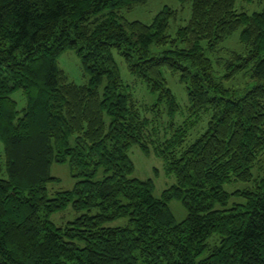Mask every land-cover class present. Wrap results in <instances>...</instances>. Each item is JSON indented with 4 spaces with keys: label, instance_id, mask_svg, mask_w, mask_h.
Segmentation results:
<instances>
[{
    "label": "trees",
    "instance_id": "obj_1",
    "mask_svg": "<svg viewBox=\"0 0 264 264\" xmlns=\"http://www.w3.org/2000/svg\"><path fill=\"white\" fill-rule=\"evenodd\" d=\"M150 0H0V264H264V0H189L191 17L169 34L178 13L165 6L151 24L124 16ZM263 8L246 11L239 2ZM240 32L242 51L223 44ZM163 48L155 54L152 46ZM69 49L90 74L70 81L58 66ZM128 70L180 110L164 70L179 73L198 123L168 130L143 116L127 91L113 50ZM207 54L216 57L215 63ZM245 84L229 87L241 75ZM104 80V92L100 87ZM22 90L23 113L12 94ZM139 144L163 158L176 184L156 198L154 181L135 177ZM54 161L70 162L72 190L48 194ZM100 168L104 177L96 179ZM255 181L228 209L224 184ZM187 209L177 223L169 202ZM80 215L65 226L51 216L69 204ZM120 218L127 224L106 226ZM220 238L205 258L209 239Z\"/></svg>",
    "mask_w": 264,
    "mask_h": 264
},
{
    "label": "rangeland",
    "instance_id": "obj_2",
    "mask_svg": "<svg viewBox=\"0 0 264 264\" xmlns=\"http://www.w3.org/2000/svg\"><path fill=\"white\" fill-rule=\"evenodd\" d=\"M238 5L243 6L244 9L250 13L256 9L260 10L263 8L258 3L248 4L240 1ZM165 6H170L178 11L177 15L170 20V28L168 31L171 36H176L179 27L186 25L191 17L192 5L189 0H150L148 3L137 6L129 12H124V16L130 21L140 20L144 23L151 24L156 15ZM239 33L240 32H237L231 36L223 44V46L228 49L242 51L243 46L239 42ZM152 49L155 54L163 50V48H159L155 45L152 46ZM113 55L120 68L122 79L127 85V91L133 95L143 116L154 119L155 122L159 124L161 129L165 127V129L169 132L172 129L170 127L171 123H174V127H177L186 120L197 119L198 123L196 124V127L191 130L190 135L187 138V145L193 142L201 132L205 131L208 125L209 115L203 114L199 118L191 116V104L189 102L188 92L186 85L180 79L179 73H173L168 69L164 70L168 87L172 90L178 103L180 104V110L172 118L168 112V104L165 100L161 101L160 99V92L152 91L145 82L131 74L124 58L117 52L116 49L113 50ZM207 55L212 58L215 63V70L218 71L216 57H224L225 55ZM58 66L66 72L70 81L78 84H87L90 80V74L84 69L82 61L74 49H69L59 56ZM248 81L249 77L243 74L239 77L237 82L226 83V85L233 87L238 86L239 83H246L247 86ZM106 84L107 80H104L100 87V91L102 93L104 92ZM11 96L17 102V108L21 115L23 113V108L27 105L26 97L23 91L18 90ZM129 156L134 164L133 175L144 181L148 179H152L154 181L155 187L153 194L156 198H161L164 190L176 184L177 181L175 175L167 171L165 161L163 158L158 156L153 149L149 152H145L139 144H136L130 148ZM0 162H4L3 147L1 144ZM50 172L53 177L57 178L56 181H52L48 184V194L50 198L54 197L55 193L59 190H72L75 187L78 178L73 176L69 161H54L51 165ZM253 174L255 180L264 177V154L262 155L261 160L253 168ZM103 177L104 168H100L95 178L102 179ZM254 187V180L251 182L231 181L224 184V189L230 194V197L226 205L216 203V208L228 209L237 203H244L246 198L239 192L247 189H254ZM169 205L177 223L182 222L187 218V209L180 199L171 200ZM78 215H80V212L75 211L70 203L65 209L54 213L51 216V220L58 226H65L69 221L73 220ZM125 224H127V218H120L116 221L108 223L106 226L117 227ZM208 242L211 243V246L202 255L196 258L197 261L208 256L213 249L212 247L214 244L220 242V238L218 235H215L211 237Z\"/></svg>",
    "mask_w": 264,
    "mask_h": 264
}]
</instances>
